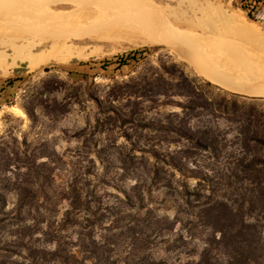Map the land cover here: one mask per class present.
<instances>
[{
	"label": "rangeland",
	"instance_id": "obj_1",
	"mask_svg": "<svg viewBox=\"0 0 264 264\" xmlns=\"http://www.w3.org/2000/svg\"><path fill=\"white\" fill-rule=\"evenodd\" d=\"M20 1L22 3L24 0H7L8 3L6 1L1 3L0 10L3 9V11L1 10L0 16L5 13L4 9L13 11L16 3L22 6L23 4H19ZM28 1L33 2V0ZM40 1H35V4L36 2L39 4L35 10L40 8L44 11L48 8L47 12L49 9L54 10L55 7L70 11L78 6L75 3L81 5L84 3L85 6L89 2L88 5L95 6L106 2H118V0H86L87 2L80 0L78 3L70 0H66L67 2L49 0V3L48 0ZM120 1L127 3L129 8L125 6L124 10H129L124 14H116L114 22L116 20L121 24L116 23L110 28L114 29V33L120 32L119 38L117 37L120 40L115 37H112L114 40L110 41L88 37L73 40L75 44L83 46V53L66 62H49L34 70H29L23 62L19 61L7 71L9 74L0 70V84L11 77L22 78V81H17L12 87H7L4 97L0 99V196L4 201V209L2 207L0 211V218L8 217L4 222H0L1 243H11L16 239L21 225L32 223L33 216L41 217L40 210L47 206L41 202L44 193L48 194L50 191V199L54 202L51 219L59 218L68 206V201L60 198L62 189L67 187V183L79 179L80 174L88 166L98 177L103 176L106 183H96L92 178L93 187L89 188L90 192L99 196L102 203L100 207L106 209L104 212L100 210L97 212L98 217L99 215L101 217L98 225L102 228L97 229L94 236L97 239L101 235L109 237L113 244L107 249L111 258L118 264H124V260H136V256L131 257L127 254L132 243L141 247L138 258L149 252L152 257L168 258L173 263L178 261L173 252L163 251L167 244L160 242L162 241L160 237H154L151 240L152 245L149 249L144 248L143 239L149 233L141 221L145 210H137L138 203L135 199H133L134 206L131 207L123 198L124 191L133 197L134 192L130 188L136 182L139 183V192L143 194L142 205L153 208V213L171 218L175 214V209L180 211L182 222L175 226L174 232L168 233L172 238L178 232L186 237L199 205L209 201H224L233 208L243 204V211H247L245 213L250 219L257 217L259 202H252L255 204L248 210L246 201L256 200L260 191L259 185L252 181L254 173L244 169L243 166L251 160H256V167L264 168V146L251 140L245 141V138L251 139L254 135L264 139V96L232 92L214 83L201 74L174 45L171 46L168 43L133 44L129 43L128 39L135 40V37L140 35V32L136 34L137 31H135L136 22L134 25L131 23L137 19L136 13H132L133 7L147 16L156 15L154 10L164 16H169L167 14L169 12L173 13L175 17H170L172 19L170 21L175 20L177 24L174 25L185 29L186 32L190 30L189 33H198L208 38L235 41L242 47H251L252 50L249 52L256 51L255 55H262L258 47L254 46L258 45L254 38L241 36L235 30L228 29L218 18L204 17L205 19L199 21L198 16H202L200 9L209 3L214 7L213 9L220 8L224 14H232L233 17H237L243 23L253 25L262 33H264V21L256 20L254 13L249 14L227 0H195L194 7H190L187 0H180L181 2L179 0ZM3 4L5 6L7 4V7L10 4L12 7L7 8ZM35 4H31L32 7ZM40 4L46 5L47 8ZM180 21L186 22L182 23L187 26L180 25ZM130 23L132 27H129ZM202 24L206 27L204 28ZM220 24L221 26H218ZM38 26L36 30H32V35H35L34 39L37 41L42 39L44 34L49 35L50 32V30L47 31L48 26ZM45 27L48 28L45 29ZM198 27L201 29L198 30ZM96 28L99 26H95L92 35L102 29ZM124 29L132 33L129 34ZM2 30L3 27H1L0 34ZM40 30L43 32L41 33ZM34 31L39 33L35 34ZM33 36L30 38L31 42H37L32 39ZM121 36L125 38L121 40ZM174 42L177 43L176 40ZM46 45L47 43L36 45L34 51ZM95 48L96 50L91 51ZM133 51H140V54L136 55L138 60L136 62L130 60L125 66L120 65L119 58L131 55ZM160 65H166L170 69L171 65H175L173 69L176 73L177 71L183 72L198 85L200 90L196 92L197 101L204 103L208 99V102L202 104L203 107H197L192 111L183 110L177 103H184L186 101L184 97L173 96L166 99L154 95V91H149L145 97L137 98L140 104L137 107V113L133 116L129 115V111L134 109L135 96L139 94L135 91H141L138 89L140 85H133V82L143 75L158 71ZM148 89L149 87H146L144 90ZM110 92L120 97L111 101ZM100 102L103 106L115 108L120 112L124 111L126 115L121 119L109 118L107 111L104 112L99 108L98 103ZM231 109L234 111L233 114L230 113ZM155 121L165 123L171 121L180 124L190 130L194 136L201 137L208 146L205 149L192 147L189 142L177 138L173 139L178 141L169 143L167 139H171V134L163 135L165 141L159 140V132L152 128ZM153 147L164 152H178L180 157H186L180 162L184 169L192 168L198 173L207 174L208 180L201 182L198 178H186L184 175L187 171H172L163 165L160 182L149 183L146 171L153 158L147 151ZM98 149L103 150V161L95 156ZM89 158L94 160V164L88 162ZM41 162H46V165L37 166ZM37 179L44 183V188H38L39 181L35 182ZM185 187L189 192L185 191ZM23 195L29 197L28 201L32 203L37 201V210H32L29 215H26L24 210L19 215L18 210L14 208L17 199ZM105 204L110 205L106 208ZM136 213H139V216ZM112 218L116 219L115 224L113 223L112 227L104 226ZM260 221L263 220L260 219ZM44 225L45 222L37 227L40 229ZM71 229H66L64 234L74 239L75 235L71 234ZM38 231L40 230L32 229L31 238L39 245L52 247L51 243L44 244ZM182 244V241L181 243L179 241L177 245Z\"/></svg>",
	"mask_w": 264,
	"mask_h": 264
},
{
	"label": "trees",
	"instance_id": "obj_2",
	"mask_svg": "<svg viewBox=\"0 0 264 264\" xmlns=\"http://www.w3.org/2000/svg\"><path fill=\"white\" fill-rule=\"evenodd\" d=\"M137 54H140V51H133L131 55L120 57L119 64L125 66L130 60L136 62L138 60ZM82 64L85 65L86 63ZM171 67L170 69L166 65H160L158 66V71L143 75L139 80L133 82V85H140L138 89L141 91H135L139 94L135 96L133 101L134 109L129 111V115L133 116L137 113V107L140 105L137 98H140V96L145 97L149 91H154V95L162 96L166 99L173 96L184 97L186 99L184 103H177L183 110L192 111L197 107H203L204 105L202 104L208 102V99H204V103L197 101L195 98L196 92L200 90L198 85L183 72L177 71L176 73L173 69L175 65H171ZM17 81H22V78L11 77L6 79L3 84H0V99L4 97L6 88L12 87ZM205 84H208V82H205ZM126 86L130 87L129 84H126ZM146 87H149L147 91L144 90ZM87 88L89 89V86ZM110 95L112 96L111 101L120 97L115 96L112 92H110ZM231 95L234 96V94ZM98 106L104 112L107 111L109 118L121 119L122 116L126 115L124 111L120 112L115 108L103 106L101 102L98 103ZM222 106L227 110L224 104ZM230 113L233 114L234 111L231 109ZM141 126L145 127L146 125ZM152 128L154 131L159 132L158 137L162 141L166 140L163 137L164 134H171V139H167L169 143L180 139L189 142L192 147L205 149L208 146L201 137L194 136L190 130L171 121L167 123L155 121L152 124ZM250 140L257 142L260 146H264V139L258 135L252 136L251 139L245 138L247 142ZM147 152L153 158L152 163H149L150 167L146 171V176L151 184L160 182L163 165H166L172 171H187L186 175L183 174L186 178H198L201 179V182H206L209 178L207 174L198 173L196 169H184L180 162L182 158L186 157H180L176 151L164 152L153 147ZM102 155V149H98L95 153L96 158L100 161H103L104 155ZM88 162L94 164L92 158H89ZM255 162L256 160H251L250 163L243 167L254 173V180L252 181L259 185L260 191L256 200L246 201L248 210L259 202L257 217L250 219L245 213L247 211H243V204L240 207L233 208L224 201H209L199 205L198 211L193 215L194 220L191 221L192 225H190V230L187 231L186 237H183L181 232H178L173 238L168 235V233L174 232L175 226L182 222L181 213L178 209H175V214L171 218L166 215L153 213V208L142 205L144 199L143 194L138 190L139 183L136 182L131 185L130 189L134 192L133 197L124 191L123 198L131 207L134 206L133 199H135L138 203L136 206L137 210H145L141 221L144 227L149 230V233L143 239L144 248L149 249V246L152 245L151 240L154 237H160L162 240L160 242L167 244L163 251L173 252L178 261L173 263L168 258L152 257L149 252L138 258L141 247L132 243L127 254L131 257L136 256V260H124V264H264V168L256 167ZM43 165H46V162L38 163L37 166ZM171 175H174V173H171ZM92 178L96 183L106 184L105 178L103 176L98 177L89 166L80 174L79 179L67 183V187L62 189L60 198L67 200L68 206L57 219H51V215L54 212V202L50 199V191L48 194L44 193L42 196L43 201L41 202L47 204V206L40 210L42 213L41 217L33 216L32 223L21 225V230L11 243L0 242V264H118L108 252L107 247L113 244L109 237L101 235L97 239L94 236L95 231L102 228L101 225H98L101 217L100 215L98 217L97 212L98 210L104 212L106 209L100 207L102 203L99 196L97 197L93 192L89 191V188L93 187ZM36 181H39L38 188H44L43 182L39 179ZM185 191L189 192L187 187H185ZM29 199L26 195L17 199L14 208L18 210L19 215L23 210L26 215H29L32 210H37V201L32 203L28 201ZM0 204L2 205L0 207L1 211L2 207L4 209V201L1 196ZM109 205L105 204V207L108 208ZM38 207L41 206L38 205ZM136 214L139 216V213ZM7 219L8 217L0 218V222H4ZM260 219L263 221L261 222ZM115 221L116 219L114 218L109 219L107 225L104 224V226L112 227ZM43 222H45L44 227L39 229L37 226ZM68 228H72L71 234L75 235L74 239L64 234ZM32 229L35 231L40 230L38 232H40L44 244L51 243L53 246L37 244L31 238ZM179 241L183 243L181 246L177 245ZM180 257L183 258L179 259Z\"/></svg>",
	"mask_w": 264,
	"mask_h": 264
},
{
	"label": "bare ground",
	"instance_id": "obj_3",
	"mask_svg": "<svg viewBox=\"0 0 264 264\" xmlns=\"http://www.w3.org/2000/svg\"><path fill=\"white\" fill-rule=\"evenodd\" d=\"M5 1L7 2V0H0V4L4 3ZM35 1L33 0V2H29L28 0H24L22 3L20 1L19 4H23V7L21 5L18 6V4L16 3V8L13 11L10 12L9 9L5 11L4 9L5 13H3L2 15L3 17L0 16V30L1 27H3L2 33L0 34V70L4 73L7 72L11 67L17 65L19 61L23 62L29 70H34L39 66L47 64L49 62L62 63L70 60L72 57H77L83 53V46L75 44L73 40H82L86 37L96 38V40L97 38L109 41L114 40L112 37L117 38L120 33H114V29H110L117 23L116 20L114 22V16L120 13L124 14L129 10H124L125 6L129 8L127 3L118 0V2H106L104 4L95 6L88 5L90 4L89 2L85 6L83 5L84 3H82V5L80 3V5L75 3V5L78 6L76 8L74 7L73 10L70 11H64L65 8L61 9V7H55L54 10L49 9V11L47 12L48 8L46 7V5L42 4L45 6V8H47L46 10H44V12L43 10L41 11L40 8L38 10H35L39 7V4H37L36 2V4L38 5L37 6L35 4ZM65 1L66 0L61 2ZM70 1H77L78 3V1L80 0ZM179 2L181 1L179 0ZM187 2L190 7H194L196 5L195 0H187ZM31 4H35L34 7H37L34 8ZM9 6L12 7L10 4ZM17 6L18 8H20L19 10H17ZM5 7H7V4ZM70 7V9H72V6ZM217 7L218 6H216V8ZM31 8L34 9L32 10ZM213 8L214 7L209 3H207V5L203 8H199L200 13L203 17L198 16V20L200 19L199 21H202L204 17L212 19L218 18V20H220V22L228 29H232L233 31L235 30V32H237L241 36L244 35L249 36L250 38H254V40L256 41L255 43L258 44L254 46L255 48L258 47L262 55H255L256 51L249 52V50H252L251 47H242L235 41L226 40L224 38L223 40L208 38L205 36H200V34L198 33H189L190 30L186 32L185 29L183 30L177 25H174L177 24L175 23V20L172 22L170 21L172 20L170 17L174 16L173 13L169 12L167 13L169 16H164L162 14L156 13L154 8L153 10L156 15L152 14L147 16L143 12H139V10H135L132 7V13H136L135 16H137V19L136 21L130 22L133 25L135 24L134 22H136L135 31H137L136 34L140 32V35L137 38L135 37V40H132L131 38L133 34L130 35L131 37H128V35L127 37L131 38V40L128 39V41L129 43L132 42L133 44L141 43V45L146 43H168L171 46L174 45L178 48V51L185 58H187L192 64L195 65L196 69L201 74H203L214 83L232 92L252 96H264V33L258 31L251 24L241 22L237 17H233L232 14H224L223 10H221L222 12L220 11V8ZM1 10L3 11V9ZM127 21L129 20L127 19ZM180 22L182 23L184 21ZM206 22V24H208V21ZM131 23L129 24V27H132ZM181 23L180 25H183V27L184 25L187 26L186 24H184L186 22L182 24ZM188 23L189 22L187 20V24ZM203 23L205 22L203 21ZM120 24L117 23V25ZM38 25L48 26L49 28L45 27V29L48 28L47 31L50 30V32L48 31L49 35L44 34V37L43 35L41 36L39 34L40 37H43L39 41L34 39L35 35H32V30H36V26ZM96 25H98L99 28L102 29L100 30L99 28H96L99 29L100 32H95L96 34L92 35L91 33L95 31L94 28ZM117 25L115 27H117ZM122 25H124V23H122ZM203 25L204 24H202V26ZM218 26H221V24ZM203 27L205 28L206 26ZM200 29L201 28H199L198 30ZM38 31L36 32L39 33ZM40 31L41 33L43 32L42 30ZM126 32H128V30H126ZM128 33L130 34L132 32L130 31ZM31 36H33L32 39L36 40L37 42H31ZM123 36H121V40L125 38ZM118 38L117 40H120ZM174 40H176L177 43H175ZM44 43H47L45 47L43 46V48L41 47L40 50L34 51L36 45ZM93 50H96V48L92 49L91 51ZM7 74L9 73L7 72Z\"/></svg>",
	"mask_w": 264,
	"mask_h": 264
},
{
	"label": "built area",
	"instance_id": "obj_4",
	"mask_svg": "<svg viewBox=\"0 0 264 264\" xmlns=\"http://www.w3.org/2000/svg\"><path fill=\"white\" fill-rule=\"evenodd\" d=\"M229 3H233L238 8L249 14L254 13L256 20L264 21V0H227ZM256 11V12H255Z\"/></svg>",
	"mask_w": 264,
	"mask_h": 264
}]
</instances>
